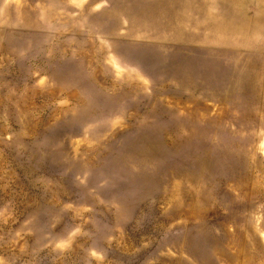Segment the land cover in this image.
Here are the masks:
<instances>
[{
  "label": "rangeland",
  "instance_id": "rangeland-1",
  "mask_svg": "<svg viewBox=\"0 0 264 264\" xmlns=\"http://www.w3.org/2000/svg\"><path fill=\"white\" fill-rule=\"evenodd\" d=\"M0 264H264V0H0Z\"/></svg>",
  "mask_w": 264,
  "mask_h": 264
}]
</instances>
